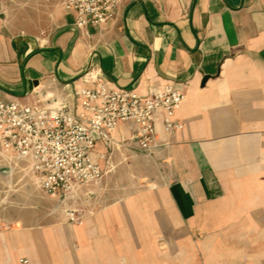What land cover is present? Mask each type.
I'll return each mask as SVG.
<instances>
[{
	"label": "crops",
	"instance_id": "crops-1",
	"mask_svg": "<svg viewBox=\"0 0 264 264\" xmlns=\"http://www.w3.org/2000/svg\"><path fill=\"white\" fill-rule=\"evenodd\" d=\"M0 5L7 100L72 99L94 85L90 72L186 94L182 130L166 131L160 114L148 154L121 124L123 144L94 150L103 177L66 197L0 148V264H264V0L122 1L82 28L61 0L33 29L20 25V0Z\"/></svg>",
	"mask_w": 264,
	"mask_h": 264
},
{
	"label": "built area",
	"instance_id": "built-area-1",
	"mask_svg": "<svg viewBox=\"0 0 264 264\" xmlns=\"http://www.w3.org/2000/svg\"><path fill=\"white\" fill-rule=\"evenodd\" d=\"M122 1L136 0H64V4L82 28L101 27L113 19ZM90 73L94 85L78 88L72 99L50 95L22 103L7 100L0 89L1 151L29 159L40 187L52 197H66L103 177L106 170L94 159V150L99 141L123 144L125 137L120 142L115 139L121 124L135 128L137 148L148 154L159 147L156 125L160 114L166 131L184 127L176 114L186 94L173 82L152 85L142 93L133 86L112 87L103 75ZM68 215L72 222L81 220L75 210ZM20 264L32 263L22 258Z\"/></svg>",
	"mask_w": 264,
	"mask_h": 264
},
{
	"label": "rangeland",
	"instance_id": "rangeland-1",
	"mask_svg": "<svg viewBox=\"0 0 264 264\" xmlns=\"http://www.w3.org/2000/svg\"><path fill=\"white\" fill-rule=\"evenodd\" d=\"M59 4H61V0H20V25L33 29L44 24L47 14L53 13L55 6ZM2 154L0 153V156ZM1 170L2 167L0 173H2ZM34 187L37 188L36 185Z\"/></svg>",
	"mask_w": 264,
	"mask_h": 264
},
{
	"label": "water",
	"instance_id": "water-1",
	"mask_svg": "<svg viewBox=\"0 0 264 264\" xmlns=\"http://www.w3.org/2000/svg\"><path fill=\"white\" fill-rule=\"evenodd\" d=\"M207 78H208V77H205V78H204V81H203V83H204V82L207 80Z\"/></svg>",
	"mask_w": 264,
	"mask_h": 264
}]
</instances>
